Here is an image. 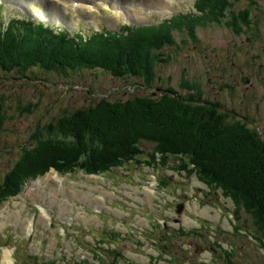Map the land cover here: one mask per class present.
<instances>
[{
	"label": "rangeland",
	"instance_id": "obj_1",
	"mask_svg": "<svg viewBox=\"0 0 264 264\" xmlns=\"http://www.w3.org/2000/svg\"><path fill=\"white\" fill-rule=\"evenodd\" d=\"M98 1L103 2L0 0V23L7 24L11 19L43 22L71 36L80 33L89 38L104 27L111 33L125 24L149 28L172 16L191 13L195 4V0H154L167 2L164 9L154 1L106 0L105 5ZM254 1L259 3L264 20V0ZM79 2L93 6L95 12L91 14L89 8L86 12L83 9L87 5ZM57 6L63 7L61 18L38 11L39 7L54 10ZM248 7V0L235 3L237 11ZM252 7V28L241 35L225 24H207L198 28L195 44L177 32L176 44L165 49L171 61L157 67L162 80H156L151 90L142 80L116 79L100 70L81 69L68 77L34 70L29 74L31 79L17 71L0 74V104L6 114L0 127V178L15 164L24 145L33 141L34 134L45 130L41 127L101 97L128 100L151 96L156 89L167 87L182 91L187 78L190 84H199L206 99L221 102L227 111L251 107L257 90L255 81L249 84L250 78L254 79L255 63L264 59V25L258 35L257 6ZM260 48L263 52L259 56ZM263 67L264 61L257 70L261 73ZM263 85V81L257 83L258 91ZM258 95L263 97L262 93ZM261 112L264 115V101ZM142 148L145 153L137 163L104 175H60L51 169L42 177L30 179L17 197L1 202L0 264L8 261V253L11 264H18V257L24 259V254L38 257V263L100 264V249L107 264H117L110 253L115 248L122 252L118 264H229L224 250L232 251L230 264H264V250L246 230L253 229V215L240 209L243 226L248 227L235 233L233 226L239 221L233 217L235 206L230 199H225L221 191L209 189L195 174L179 170L180 160L169 158L166 164L157 166L145 164L153 145L144 143ZM179 203L184 204L181 214L176 213ZM194 230L201 235L186 234ZM156 238L167 248L156 244ZM14 245L20 247L19 252L14 251ZM21 264L36 262L25 257Z\"/></svg>",
	"mask_w": 264,
	"mask_h": 264
},
{
	"label": "trees",
	"instance_id": "obj_2",
	"mask_svg": "<svg viewBox=\"0 0 264 264\" xmlns=\"http://www.w3.org/2000/svg\"><path fill=\"white\" fill-rule=\"evenodd\" d=\"M238 1L196 0L194 14H180L149 28L123 26L114 33L104 30L89 38L80 33L71 36L43 22L11 19L7 24L0 23V74L17 71L31 79L29 74L34 70L63 77L81 69L100 70L116 79L142 80L151 90L156 80H162L157 67L171 61L165 49L176 44L177 32L195 44L198 28L207 24H225L241 35L252 28V6H257L256 33L260 34L264 20L259 3L248 0L250 8L237 11ZM261 52L262 48L259 56ZM254 71L255 68L249 84L255 81L258 93L257 83L263 80L256 78ZM198 85L190 84L186 78L182 91L167 87L156 89L151 96L128 100L101 97L87 107L65 112L41 127L45 130L39 135L34 134L33 141L24 145L15 164L0 178V203L16 197L30 179L42 177L51 169L60 175H102L136 162L145 153L142 144L148 143L153 145V152L148 154L145 164L157 166L166 164L169 158L180 160L179 170L195 174L209 189L221 191L225 199L233 202V217L239 221L233 226L235 233L248 227L243 226L240 209L253 215V229H246L250 231L246 233L264 250V116L254 113L253 97V105L247 108L250 115L230 112L221 102L206 99ZM262 88L260 93L264 94V85ZM2 108L0 104V127L6 120ZM157 226L165 229L153 225ZM190 233L201 235L197 230L186 234ZM159 234L164 237L162 232ZM154 241L167 248L159 239ZM14 247L19 252L20 247ZM100 251L97 254L101 258L97 259L100 264H107ZM224 252L230 264L232 251ZM110 253L118 264L122 252L115 248ZM24 256L36 264H57L53 260L38 263V257ZM24 259L18 257V264Z\"/></svg>",
	"mask_w": 264,
	"mask_h": 264
},
{
	"label": "bare ground",
	"instance_id": "obj_3",
	"mask_svg": "<svg viewBox=\"0 0 264 264\" xmlns=\"http://www.w3.org/2000/svg\"><path fill=\"white\" fill-rule=\"evenodd\" d=\"M103 2H101V1H98V3H102V4H104L105 2H106V0H102ZM143 1H147V2H149V1H154V0H143ZM165 1V0H164ZM74 1H71V3H73ZM154 2H157V5L158 6H162L164 9H166L167 7H168V4H167V2H163V4L161 3V2H158V1H154ZM169 2H172V0H169ZM79 3H83V4H85L84 2H79ZM83 4H82V6H83ZM95 5H97L96 3H94ZM40 6H42V4H39ZM65 5H67V3H65ZM85 5H87V6H85V9H83V10H85L86 12H89V9H91L92 11H91V14L93 13V12H95L94 11V8H93V6H88V4L86 3ZM105 5V4H104ZM48 6V5H47ZM46 6V7H47ZM49 6H51V4H49ZM73 6H75V7H77V6H81V5H78V3H74L73 4ZM53 7V6H52ZM61 8H63V7H61ZM60 7H58L57 6V8L56 9H54V10H50V8H43L42 7V9H40V7H39V13L40 14H43V15H47L48 17H54V18H61V17H63V15H62V13H61V11L63 10V9H61ZM87 8H89V9H87ZM53 18V19H54ZM11 21V20H10ZM9 254V253H8ZM8 254H7V262L5 263L4 262V264H11L10 263V259H8Z\"/></svg>",
	"mask_w": 264,
	"mask_h": 264
},
{
	"label": "flooded vegetation",
	"instance_id": "obj_4",
	"mask_svg": "<svg viewBox=\"0 0 264 264\" xmlns=\"http://www.w3.org/2000/svg\"><path fill=\"white\" fill-rule=\"evenodd\" d=\"M258 72L259 71L257 70V65L255 64V71H254V73H255L256 78L260 77L264 81V71L261 70L262 76H259L258 75ZM258 94H260V91H258V93L253 97L254 104H255L254 105V113H256L257 116H260V115H263V113L261 112V104L264 101V94L261 95L263 97H260ZM247 108H248V106H246V105L242 106L240 108V112L247 113Z\"/></svg>",
	"mask_w": 264,
	"mask_h": 264
},
{
	"label": "water",
	"instance_id": "obj_5",
	"mask_svg": "<svg viewBox=\"0 0 264 264\" xmlns=\"http://www.w3.org/2000/svg\"><path fill=\"white\" fill-rule=\"evenodd\" d=\"M184 204H179V205H177V209H176V213L177 214H181L182 213V211H183V209H184V206H183Z\"/></svg>",
	"mask_w": 264,
	"mask_h": 264
}]
</instances>
